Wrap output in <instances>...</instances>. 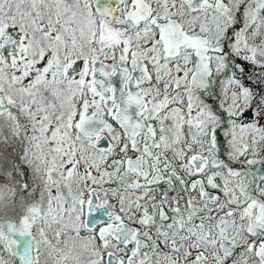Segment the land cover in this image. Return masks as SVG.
I'll use <instances>...</instances> for the list:
<instances>
[{
  "label": "snow or ice",
  "instance_id": "obj_1",
  "mask_svg": "<svg viewBox=\"0 0 264 264\" xmlns=\"http://www.w3.org/2000/svg\"><path fill=\"white\" fill-rule=\"evenodd\" d=\"M0 264H264V0H0Z\"/></svg>",
  "mask_w": 264,
  "mask_h": 264
}]
</instances>
